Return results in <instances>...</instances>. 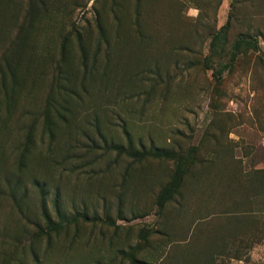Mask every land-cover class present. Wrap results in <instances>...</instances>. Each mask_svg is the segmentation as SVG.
<instances>
[{"label":"rangeland","instance_id":"rangeland-1","mask_svg":"<svg viewBox=\"0 0 264 264\" xmlns=\"http://www.w3.org/2000/svg\"><path fill=\"white\" fill-rule=\"evenodd\" d=\"M0 264H264V0H0Z\"/></svg>","mask_w":264,"mask_h":264},{"label":"trees","instance_id":"trees-1","mask_svg":"<svg viewBox=\"0 0 264 264\" xmlns=\"http://www.w3.org/2000/svg\"><path fill=\"white\" fill-rule=\"evenodd\" d=\"M215 37V36H213ZM241 42H243L242 40H236L235 42V45L234 47L236 49H238L240 46H241ZM104 141L107 142V140L104 139ZM113 145L116 143V141L112 140L110 141ZM118 145V144H117ZM115 147V146H114ZM151 153L154 155V156H161V157H168V158H171L173 160H176L178 164L179 163V159L180 157L177 156V154H175V152L171 149L168 148V150L164 149V148H159V147H155V148H152L151 150ZM33 184L35 186H40L39 184V181L37 179L34 180ZM177 187V185H175ZM42 187V186H41ZM43 191V188H41V194L43 196V209H44V212H46L45 210V204H44V193L42 192ZM55 205H56V211L58 213V216L61 217L60 219V222L59 223H54L50 220V218L47 217V220H48V225H49V229L50 230H54V229H57L59 226H60V223L63 221V218L65 217V215L63 213H61V210L59 209V205L57 203V198H56V202H55ZM48 233V232H47Z\"/></svg>","mask_w":264,"mask_h":264}]
</instances>
